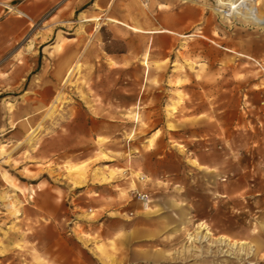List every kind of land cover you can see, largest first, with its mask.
<instances>
[{
  "label": "rangeland",
  "instance_id": "obj_1",
  "mask_svg": "<svg viewBox=\"0 0 264 264\" xmlns=\"http://www.w3.org/2000/svg\"><path fill=\"white\" fill-rule=\"evenodd\" d=\"M10 5L30 18L0 8V264H97L98 245L120 264H264V30L214 0Z\"/></svg>",
  "mask_w": 264,
  "mask_h": 264
},
{
  "label": "bare ground",
  "instance_id": "obj_2",
  "mask_svg": "<svg viewBox=\"0 0 264 264\" xmlns=\"http://www.w3.org/2000/svg\"><path fill=\"white\" fill-rule=\"evenodd\" d=\"M214 1L217 2L218 6H227V13H224V15H223L224 16L223 20H225L227 23L231 24V23H233L235 21H241L242 24L245 25V26H254V27L261 28L262 30H264V17H261L255 10L257 8V5L259 4V1L257 2V0H251V1L254 2V5H246V4L244 5L243 1H241V0H214ZM4 6L8 10L13 11V9L11 7H9L8 5H4ZM242 7L244 9V12H240L239 11V9L240 8L242 9ZM17 13L20 14V15H23L19 11H17ZM165 31L167 32V30H165ZM30 48H31V44L28 46V50ZM78 68H79V65H78L77 62H75L74 65L71 66L68 69V72L66 73V75L62 79V82L64 83V85L70 81V79L73 76V74L78 71ZM58 99H59V97H56L54 102L55 103L58 102ZM50 110H51L50 112H52L53 109L51 108ZM50 112H48V113H50ZM35 131H36V128L27 130V136H26L27 139L25 140L24 143L30 141V139H31V137H33ZM21 145H22V143H18V144H16L14 146V148L16 149V148H18ZM2 154H6V151L2 147H0V155H2ZM99 181H100L101 184H103V183H106L108 180H107L106 177H103V176L100 177L99 176ZM16 213L17 212L13 213V215L16 214ZM197 229H198L197 230V234H199L201 232L202 233L204 232V235L202 236L204 238V240H206L207 236L210 235L208 233L206 227H204L203 225H199ZM188 235H189L188 239L190 241H194L195 240V236H193L192 234H188ZM197 238L198 237H196V239ZM219 241H220V243H229V239H225L223 237H221ZM230 245L232 247H237L239 245L241 248H243L245 243L232 242ZM234 250H236V249H234Z\"/></svg>",
  "mask_w": 264,
  "mask_h": 264
},
{
  "label": "crops",
  "instance_id": "obj_3",
  "mask_svg": "<svg viewBox=\"0 0 264 264\" xmlns=\"http://www.w3.org/2000/svg\"><path fill=\"white\" fill-rule=\"evenodd\" d=\"M14 2V0H0V8L2 7L3 8V10L5 9V10H7V13H14V14H16L17 16H18V18L20 19V22H21V20L22 19H29L30 17L28 16V14H25V13H23L22 11H21V13L24 15H20V14H18L17 13V8H15V7H12L10 4H12ZM4 5H8L9 7H11L12 9H13V11H10V10H8ZM3 10H1L0 9V17H1V15L4 13V11ZM19 21V20H18ZM133 30H135V31H140L141 29L140 28H138V27H133ZM2 31L4 32L5 30H4V27H3V29H2ZM12 32H13V30H12ZM168 33H169V31H167ZM1 37V36H0ZM29 46V45H28ZM27 50H28V48H27ZM68 69H69V67H68ZM68 69H67V71H68ZM67 71H66V73H67ZM65 73V74H66ZM65 76V75H64ZM63 78V77H62ZM62 80V79H61ZM184 108H185V104H184ZM187 111H190V110H187ZM182 113V112H181ZM200 113V112H199ZM201 114V113H200ZM199 114V115H200ZM220 135H221V133L219 132L218 134H216L215 136L216 137H220ZM221 148H222V146H221ZM221 154V153H220ZM192 164H195L196 165V163L194 162V161H192ZM201 164V165H200ZM198 165L199 166H201V167H208L209 169H213L214 171L215 170H218L220 173H223V172H225V169H224V162L223 161H221L220 163H216V164H213V165H211V164H206L205 162H200V163H198ZM94 201V200H93ZM94 203H97L96 202V200H95V202ZM150 213L149 214H145V215H151L152 213H153V211L151 210V208H150ZM144 214V213H143ZM145 220V219H144ZM144 220L142 219V218H140L137 222L138 223H140L141 221L142 222H144ZM146 221V220H145ZM148 221V220H147ZM199 225H201V224H199ZM162 227H161V225L159 224L158 226H156V229H155V231L156 230H160ZM141 229V227H136V226H134V225H130V227H128V233H131V234H129L128 235V239L131 241V242H135V241H137L140 237L137 235V234H139V233H141V231L142 230H140ZM125 238H126V236L124 237V239L123 240H118V242H121V241H125ZM232 242H236V241H232ZM232 242H230V243H232ZM237 243V242H236ZM238 243H245L244 241H239ZM245 245H246V243H245ZM256 248H255V250H257L258 249V246H255ZM254 248V247H253ZM95 252H96V254L98 255V257H96V260L98 261L97 262V264H102V262L104 263V264H114V262H116V263H118V264H120V263H122L121 262V260H120V258H117V260L115 261V259H114V257L112 256V255H109L106 251H105V249H104V247H102V245L100 246V245H98L97 247H96V249H95ZM167 255H170V253H167ZM112 256V257H111ZM153 258H155V259H152V260H150V261H147V262H145V261H143V260H138V259H133V260H131L130 258H129V264H142V263H151V264H161L162 262H161V260H159V258H158V255L157 256H155V257H153Z\"/></svg>",
  "mask_w": 264,
  "mask_h": 264
},
{
  "label": "built area",
  "instance_id": "obj_4",
  "mask_svg": "<svg viewBox=\"0 0 264 264\" xmlns=\"http://www.w3.org/2000/svg\"><path fill=\"white\" fill-rule=\"evenodd\" d=\"M132 195H134V197L143 204L148 203L149 201L147 194L138 192L137 190L132 191Z\"/></svg>",
  "mask_w": 264,
  "mask_h": 264
}]
</instances>
